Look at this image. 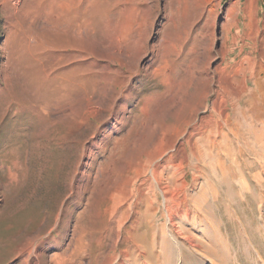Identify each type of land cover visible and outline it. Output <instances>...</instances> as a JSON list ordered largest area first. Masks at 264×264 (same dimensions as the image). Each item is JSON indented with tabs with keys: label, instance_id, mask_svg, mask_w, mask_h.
<instances>
[{
	"label": "rangeland",
	"instance_id": "obj_1",
	"mask_svg": "<svg viewBox=\"0 0 264 264\" xmlns=\"http://www.w3.org/2000/svg\"><path fill=\"white\" fill-rule=\"evenodd\" d=\"M0 5V264H97L90 260L101 250V261L117 257L125 246L113 247L112 232L124 237L139 198L147 214L156 218L157 212L166 238L173 235L170 208L178 224L190 229L193 222L194 236L209 247L216 244L215 254L184 242L193 264H264V149L253 134L255 128L264 133V0H117L85 52L103 68L126 69L129 84H113L109 97L83 104L88 112L69 135L78 141L71 145L79 143L73 148L59 142L64 124H51L62 112L43 108L42 114H50L44 126L33 111L35 94L43 89L20 77L24 66L16 61L24 51L14 46L11 11ZM191 103V122L175 132L157 125L140 156L119 159L123 169L111 168L110 182L92 189L105 177L104 144L125 131L105 138L99 117L113 122L118 114L144 108L159 119ZM92 137L100 139L99 147H92ZM161 179L178 186L175 198L163 193ZM76 219L92 230L84 249L75 242ZM102 220L103 248L96 243ZM176 253L161 263L183 264Z\"/></svg>",
	"mask_w": 264,
	"mask_h": 264
},
{
	"label": "bare ground",
	"instance_id": "obj_2",
	"mask_svg": "<svg viewBox=\"0 0 264 264\" xmlns=\"http://www.w3.org/2000/svg\"><path fill=\"white\" fill-rule=\"evenodd\" d=\"M116 1L117 0H0V3L4 5V8L11 11L10 14H12V17L14 18V26H12L13 30L11 31V33L14 35L15 41H17L15 42L14 46L16 45V43H18L17 45H19L20 51H24L22 53L20 52L21 54L19 53L20 55L18 57V60L16 61L17 66L19 64L24 66V71L23 73L21 72L20 77H22L23 81L29 83L27 85L31 84L33 87H35L36 85L39 87V85H41L43 89L39 92L40 94H35V98L34 96H32L34 98V101H36V104L31 105L33 111L38 115L44 126L50 119V117L48 116L50 114H42V111H44L43 108L49 109L50 106H53L55 107L56 111L58 110L63 113V117H61L59 121L56 120L50 123L64 124L65 131H63L66 133L64 134V132H62L64 135L61 137V140L59 142L63 145L67 143V148H73L76 144L79 145V143L71 145L77 140L73 143L71 142L70 136H72V134H70V132L73 129L74 123H77L79 121L80 115L82 116V114L88 112V110L83 107V104H85V102L90 104L96 97H109V94H111L110 92L113 89V84H119L122 86H126L129 84V77L126 73V69L123 68L124 71L123 69H119L118 71L113 72L111 67L103 68L97 63L96 60H91L89 58L90 56L86 55L85 52L86 50L90 52V48H85V46L88 43L90 44V41H92V37L90 35L99 33L104 24L110 21L109 17L112 13L113 5L116 4ZM99 23H101V26L99 25ZM39 37L44 39L43 42L40 40L41 38L39 39ZM32 39H35L36 41H32ZM30 52H32V54L33 52H38L39 56L37 54L36 56L31 55V57L26 54ZM16 55L18 56V54ZM117 75H120L121 77L119 76L117 79ZM39 90H41V88ZM121 94H123L124 96H129L128 92H122ZM110 99V101H112V105L109 109L113 112L114 117V113L116 111L113 109L114 104L117 101L116 96H113ZM186 108L188 109L184 112H167L164 117L162 116L159 119H156L151 115V113H145L144 108H141L139 111H136L134 112V114H131L127 117L118 114V116L115 117V121L113 122L107 120L106 118L99 117L100 122L105 125V138L111 139V137L113 138V134L115 132L118 133L121 130L125 131L113 141H107L104 144L103 151L105 152L106 158L103 162V168H101L105 177L101 178L98 183L95 182L94 184H92V189L103 188L101 184L107 183L109 181V177L107 174L111 168L113 169L114 167H116L119 170L123 169L124 166L122 164H119V159L124 160L128 158L131 160H135L138 156H140L141 153L146 148H148V143L152 142V134L157 125H164L165 128L167 127L169 130L171 129L175 132L179 130L182 123L185 124L186 122L190 121L193 115L194 105L191 103ZM89 110L90 113L98 116L96 108L91 106ZM129 117H131V120L129 119ZM153 122L156 123V125H153ZM43 125L41 126L42 128ZM260 132H262V130L255 128L253 134L259 140L257 141L259 142V146L264 149V133L261 134ZM54 140L56 142L57 139L54 138ZM100 144V139L94 137L92 141V147H99ZM78 145L76 146L78 147ZM95 161H97L96 157ZM91 164L89 162L86 163L89 169L92 166ZM164 165L162 164L161 167H164ZM158 182V185L166 196L169 193L171 194V197L175 198L179 193V188L177 185H173L171 183L164 184L162 179L158 180ZM98 198L100 199V197ZM93 199L97 201L95 197ZM144 202L145 201L143 200V198L137 199L132 220L128 227L125 229L126 236L124 235V237L120 239L121 233L118 232V230L112 232V234H114L113 237L116 240L114 244L115 246L113 247L117 248V245L125 246V248L121 250L119 255L113 258L109 257L106 261H101V255L104 253V251L101 250V252H99L100 256L96 254L95 257L90 260L91 262H95L97 264H162L160 260L161 257L167 258L168 260H174L178 256V254L176 253L177 250L180 252L179 258L182 259L183 264H193L194 258L193 254L191 253V250H193V248L195 249V247L200 246L203 249H206L208 252H216V244L209 247L208 244H206L203 240H199L196 236L193 235V222L190 226V229H187L178 224L175 221L174 216L170 213V208H168L167 221L172 228L169 230H171L173 235H170V238H166L165 236H163L159 226L156 223L157 212L156 218L155 216L147 214L142 209ZM201 204L202 202L198 201L197 206L201 207ZM180 212H184L186 214V217L191 216L188 210H181ZM92 215L93 214H91V216ZM85 219L87 218L85 217ZM78 222L79 224L76 227L77 237L75 239V242L77 246H81L84 249L89 244V241L93 240V235H87V233H90L92 230L91 227H87L85 225L82 226L83 223L80 220ZM101 222L102 223H100L96 232L98 231L102 233H100V235L98 236L96 243L98 242L99 246L103 248L104 245L101 244V241L105 237L106 223L103 220ZM200 228L205 234L208 233V228L205 224H201ZM217 238H219L218 235ZM184 242H187L190 248H192L190 251L185 248V246L183 245Z\"/></svg>",
	"mask_w": 264,
	"mask_h": 264
},
{
	"label": "crops",
	"instance_id": "obj_3",
	"mask_svg": "<svg viewBox=\"0 0 264 264\" xmlns=\"http://www.w3.org/2000/svg\"><path fill=\"white\" fill-rule=\"evenodd\" d=\"M251 20H253V19H251Z\"/></svg>",
	"mask_w": 264,
	"mask_h": 264
}]
</instances>
